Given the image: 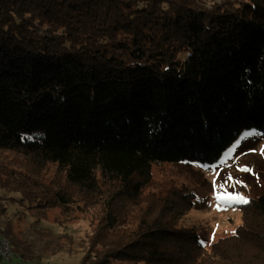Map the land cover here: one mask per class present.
I'll list each match as a JSON object with an SVG mask.
<instances>
[{
	"label": "trees",
	"instance_id": "1",
	"mask_svg": "<svg viewBox=\"0 0 264 264\" xmlns=\"http://www.w3.org/2000/svg\"><path fill=\"white\" fill-rule=\"evenodd\" d=\"M201 1L0 0V159L52 163L83 192L115 184L134 202L108 206L79 264H264V194L210 248L177 227L194 207L185 190L135 201L155 163L213 166L243 133L264 137V0ZM30 173L0 161L14 204L80 206Z\"/></svg>",
	"mask_w": 264,
	"mask_h": 264
},
{
	"label": "rangeland",
	"instance_id": "2",
	"mask_svg": "<svg viewBox=\"0 0 264 264\" xmlns=\"http://www.w3.org/2000/svg\"><path fill=\"white\" fill-rule=\"evenodd\" d=\"M222 1L201 2L210 8L212 3ZM0 161L63 185L81 199L80 206L70 208L71 216L59 208L43 213L14 204L13 195L0 189V228L8 226L13 237L10 240L0 236V244L8 243L12 251L11 258L0 253V264H79L88 249V236L105 216L108 206L126 214L133 209L132 200L116 195L121 190L118 185L101 182V194H90L70 185L65 174L52 163L38 164L11 153L2 154ZM181 189L193 198L194 207L178 222V228L193 229L208 248L234 234L243 224L240 206L245 203L226 197H242L248 202L264 194V137L255 130L243 133L213 166L155 163L150 181L135 201L143 207L154 200V195H168Z\"/></svg>",
	"mask_w": 264,
	"mask_h": 264
},
{
	"label": "built area",
	"instance_id": "3",
	"mask_svg": "<svg viewBox=\"0 0 264 264\" xmlns=\"http://www.w3.org/2000/svg\"><path fill=\"white\" fill-rule=\"evenodd\" d=\"M0 253L7 257H12V251L10 247L8 246V243L3 242L0 244Z\"/></svg>",
	"mask_w": 264,
	"mask_h": 264
},
{
	"label": "snow or ice",
	"instance_id": "4",
	"mask_svg": "<svg viewBox=\"0 0 264 264\" xmlns=\"http://www.w3.org/2000/svg\"><path fill=\"white\" fill-rule=\"evenodd\" d=\"M218 199H221V197H218ZM226 199L233 200V201H239L246 203L247 201L243 200L242 197H226Z\"/></svg>",
	"mask_w": 264,
	"mask_h": 264
}]
</instances>
